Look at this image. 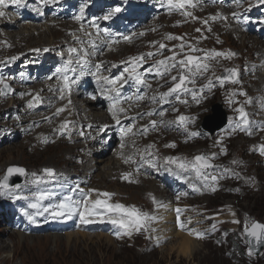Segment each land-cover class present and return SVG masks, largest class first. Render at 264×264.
Listing matches in <instances>:
<instances>
[{
  "label": "bare ground",
  "instance_id": "obj_1",
  "mask_svg": "<svg viewBox=\"0 0 264 264\" xmlns=\"http://www.w3.org/2000/svg\"><path fill=\"white\" fill-rule=\"evenodd\" d=\"M196 3H200L207 12H194L193 16L201 19L203 17L218 15L215 21L210 19L209 25H207V27L218 28L223 32L220 30L215 31V39H219V43H225L226 38L230 36L234 38L233 41L239 42V44L248 48V50L245 48L241 50L235 46L240 60L244 59L251 50H254L256 59H254L251 66L254 70L262 69L264 71V26L258 27L254 22L245 19L242 13H237L234 16V10L229 9V0H199ZM83 6L85 4L81 0H54L52 3H43L42 0H25L23 6H16L9 2L7 7L3 9L5 14L0 16V58L13 55L8 50L13 51L12 40L19 39L18 37L20 36H22L23 39L21 40L23 42L26 40L29 42L30 34L35 32L39 34V31L43 34L46 29H51L53 30L51 31L52 39H54L53 35H56L57 32H61L62 37L57 39L55 44H50L49 42L41 44L38 42L31 45L30 43V46L28 45L25 51L20 54L18 53L19 55L16 54L18 62L28 59L30 60L29 67L36 64L39 69L36 74H33L35 72L33 67H22L20 72L26 69L31 75L25 73L24 75L16 76V66L12 69L11 67L0 65V76H12L7 81L12 84L13 88L11 97H0V116L5 120H0V148L14 141L24 140L27 142V137H33V142L29 141L30 146H32V149L37 148L38 151H43L55 144L74 147L76 148L77 156H72V158L78 161L75 162L76 168L72 162V168L76 173L73 176L74 180L71 182V185L76 189L80 185H85L86 191L96 193L97 188L93 187V173H96L97 170L100 171L97 165L101 164L104 158H110L106 161L108 163L105 169L107 171L105 172V177L108 178L109 182H114L119 186L123 185L125 187L142 186L143 192L147 191L144 189H147L149 186V189H151L153 185L155 190L158 189L157 191L161 192L156 197L150 198V200L154 199L156 201L154 203L158 217L154 220H149V226L143 227L141 230L147 231L151 238L156 239V243H160L161 239L165 240L167 236L171 235L169 238L174 237L176 239L174 247L177 253L182 256H190L195 250L197 240L192 239L187 234L183 235L182 232L175 229V222L173 221L171 211L174 207L173 204L176 202L187 203V206L190 207L188 204L192 203L194 199L203 197L192 194V190L188 192L182 186L184 172L180 168L173 171L168 180L164 179L160 182V177L166 170L160 167L158 163L161 159L157 157L159 150L154 145L159 142L160 136L170 134L167 130L170 128L167 121L168 117L172 114L173 108L178 107L180 113H185L191 111L192 107L197 106L200 97L194 88V83L203 70L191 72L190 81L194 82L187 84L183 95L176 96L178 101H175L174 98L164 100L162 94L166 92V88L169 85L166 76L168 74L171 75L172 72H165L163 76L157 75L158 68L160 71H164L163 66L157 64V61L163 60V57L157 54L158 51L150 52L153 54V58L145 57L143 61L138 62L139 66L136 67L135 72L132 71V66L128 63L132 57L142 56L141 53L144 47L142 46L139 50L136 47L143 44L136 43L142 35L148 34V31L143 28L145 25L155 27L156 34H163L164 42L168 43L170 47H180L181 44L184 46L192 44L189 32L184 33L185 28L183 27L190 22L189 16L182 15L180 10H170L167 0L157 1L156 3L155 0H136V6L131 9L136 11L149 10L147 14L142 16L144 21L150 19L148 24L140 25L130 34H127L129 32V25L127 24L120 30L118 25L109 24L106 33L98 34L95 24L92 23L94 21H90L88 17H85L87 11ZM81 9H83V14L81 13ZM192 9L193 7H190L186 10L190 11ZM77 17H80V19L78 20ZM219 17H225L226 19ZM170 21L171 25H168ZM83 23H87V25L85 26ZM198 23H194L193 27L198 25ZM20 30L22 31L17 32ZM218 31H220V37H218ZM10 32L17 33L7 35ZM25 35L28 37H25ZM169 36L182 37V39L170 40L168 39ZM125 37H128V39L126 40ZM241 38H244V40ZM70 48H76L78 52L70 54ZM101 48H103L102 52H100ZM132 48L136 49L137 53H134ZM122 50H131L133 53L125 55L130 57L119 63L118 58L123 55ZM84 52L88 53L84 57L87 63L80 67L76 63V60L82 57ZM219 52L226 53L223 50ZM26 54L27 56H25ZM65 54L72 56V63L70 65L68 64V60L65 59ZM41 55L46 57L45 60H40ZM113 58H116V60H113ZM60 59L64 65L58 71ZM218 59L225 60L227 58L220 56ZM111 62L119 64L112 66ZM168 63L171 65V61H168ZM98 64L100 65L99 70L96 68ZM203 64H206L208 68L211 66L210 61H206ZM71 69H75V71ZM185 73L187 74L186 71ZM128 74H133V78L126 79L123 77L115 85L119 91V95L115 91H111L110 89L113 86L102 79V77L116 79L117 77H121V75ZM137 74L140 75L144 83H139L135 79ZM93 75H100V78L95 82L89 83V79L91 81L94 80L93 77L95 76ZM64 76L69 77V88L64 87ZM256 77L257 83L255 87L257 91L255 96L260 95L264 99V75L256 73ZM74 78L78 82L75 83ZM45 80H51L53 85L49 86L45 84ZM60 87H63L64 91H61ZM54 90L57 93V98L62 100L67 96V99H65L64 104H57L49 109L46 100L52 96ZM200 95L206 94L200 93ZM32 97H35L36 101L32 112L24 111L23 108L26 106V101ZM138 97H143V99H137ZM78 99L85 106L83 110L78 106ZM8 100H11V102ZM8 103L12 104L10 109L7 108ZM113 104L115 107H112L110 111V107ZM58 109L64 110L58 113ZM12 110H14L13 117L11 116ZM113 112L116 113V119L113 118ZM149 113L153 114L149 115ZM160 113H163V115ZM70 114L72 129L65 136L56 139L54 134L60 129V122L63 120L60 119V115L67 116ZM239 116V113L234 115V120H237L239 123L238 129L237 131L229 130V137L232 139L241 138L247 141L257 139L261 132L264 131V126L261 131L258 130L259 125H264V119L258 115L248 114V123L244 124ZM117 120H119V123H117ZM153 121H155V126L150 125V122ZM189 122L191 123V119ZM174 128L179 132L182 131L179 127L174 126ZM190 128H192V125ZM29 129L30 134L28 133ZM151 139H154V144L150 142L153 145V153H150L147 145H145ZM189 144L193 143H186L185 145ZM230 156L233 157L231 148ZM165 162H168V160H165ZM84 164L85 166H83ZM171 167L175 169L176 163L171 164ZM81 168H84V174L79 172ZM102 175L103 173L99 174V176ZM59 177L67 179L66 175ZM190 182H192L191 179ZM144 183H147V185L144 186ZM110 193L112 194L111 198L99 196V199L102 201L107 200V203L112 205L120 204L118 201L123 197L119 196L116 190H110ZM11 195H13L11 191L4 192L0 196V205H6L4 199ZM172 196L178 198L172 201L170 200ZM66 198L68 197H65V201ZM71 199L73 202L80 201L81 195H76L71 197ZM162 204H165V206L163 207ZM150 205L152 206V204ZM135 208L141 213L143 210H146L140 207ZM94 212L95 214L90 217L92 222L87 224L81 223L79 214L76 213L71 216L73 221L69 223H66L67 220L64 218L55 217L51 219V223L48 219H45L44 221L36 222V225L39 229L48 227L40 233L45 231L51 232L53 230L58 233L72 228L78 231L76 234H64L65 238L81 236L90 239L97 236L94 237L86 232L95 234L98 230L105 231L107 229L112 234L118 231L119 225L113 224L107 216L120 214L109 212L103 207L95 209ZM31 218V222L35 221V215ZM156 219L160 221V224L168 221L172 222L167 226H161V230L158 232H153L154 228L152 225L156 223ZM186 219V217L179 218L177 225L180 229L189 232L192 225L190 222H185ZM28 220L29 217L24 222L29 223L30 221ZM54 222H56L55 228L52 227ZM0 223L2 228H4L3 230L9 227L6 219L1 220L0 218ZM144 225H146V222ZM12 227L18 226L12 224ZM22 228L27 231H35V229L30 228L28 225H23ZM135 232V229H133V233ZM11 233L18 237L19 240H23V243L12 242L8 244L12 252L11 256H5L4 259L0 258V262H3V264L5 259L17 254L25 241L26 243H33L32 247H34L35 241L39 243L38 241L43 240L45 243V240L50 239V236L34 238L33 235L29 237L16 232ZM99 236L101 237V235ZM105 237L107 238V236ZM52 239H56V237ZM165 244H168L166 240L164 241ZM3 248H6L5 244H1L0 240V252Z\"/></svg>",
  "mask_w": 264,
  "mask_h": 264
},
{
  "label": "rangeland",
  "instance_id": "obj_2",
  "mask_svg": "<svg viewBox=\"0 0 264 264\" xmlns=\"http://www.w3.org/2000/svg\"><path fill=\"white\" fill-rule=\"evenodd\" d=\"M91 1L95 3L98 0ZM108 2L118 3L122 8H128L126 0H108ZM149 22L150 20L145 24ZM138 23L143 25L144 22L138 20ZM143 28L147 29L148 26L145 25ZM151 29L153 30L150 35H143L145 36L144 44L136 47L137 50L142 46L144 47L145 57L153 58V56H148V53L152 51H158L157 54L162 56L163 59L166 55L175 54L177 57L178 53L183 51L180 47H170L168 43L164 42L163 34H156L155 27ZM189 29H185L184 33H188ZM197 29L202 30V26H197ZM217 30L220 29L213 28L212 31L205 29L203 32H197L195 29L190 34V42L195 46L201 45L208 48L209 51L214 52L223 50L226 53H235L234 56L225 60H218L213 64L212 71L208 75L211 78L214 77L215 81L207 82L206 79L201 80L202 78L200 79V77L195 79L194 88L197 90L199 97H201L200 93L216 87L214 95L201 107L197 108L194 106L191 111L185 113H180L178 107L173 108L172 114L170 115L171 118L167 121L170 126L167 130L170 134L160 136L159 142L154 145L159 150L157 157L165 165L194 163V158L202 155L209 158V163L213 166L212 168L221 169L226 175L223 183L221 182L222 176L213 182L209 169H201L200 180L204 182L205 188L208 191L210 190L211 193L210 191L206 192L202 195L203 198L194 199L192 203L188 204L190 207L187 206V203L182 202H180L182 204L178 202L173 204L174 207L171 211L174 216L173 221H176L179 215V217H189V222L193 224L191 231H181L183 235L187 234L192 239L197 240L192 255L182 256L178 254L174 247L176 245V239L174 237L169 238L171 235L167 236L168 239L166 238L165 240L168 244L164 245L165 240L161 239L160 243H156V239L151 238L147 231L144 230L140 234H134L133 229H131L133 234L131 236L125 235V229L120 227L118 231L112 234L109 233L110 230H98L95 234L86 232L94 237L97 236L87 239L81 236L65 238L63 235L69 233L67 231L56 233L53 230L51 232L45 231L37 233L38 230L35 229V231H29L32 234L26 230L16 233H23L22 235L29 234L25 235L29 237L33 235L34 238L50 236V239L45 240V243L43 240L38 241L39 243L35 241L34 247H32L33 243H26L25 241L23 247L19 248L17 254L5 259L4 264H264V249L258 258L253 257L242 234L246 225L250 227L254 222H259L264 225V166L261 164L264 155H261L259 152L260 146L264 145V131L261 132L257 139L247 141L241 138L232 139L229 137V133L224 132L225 130L222 129L214 135H210L203 128L206 126L210 129L216 126L220 122V112L226 115L228 127L232 124L230 120H234V115L239 113L236 111L239 108H243L247 115H258L264 119V99L260 95L255 96L257 91L255 86L258 77H256V73L264 75V71L262 69L254 70L251 66L254 59H256L254 50H251L244 59L240 60L235 46L241 50L245 47L239 44V42L233 41L234 38L230 36L226 38L225 43H219V39L216 40L214 35V32ZM51 31L53 30L46 29L43 34L40 31L39 34L38 32L30 34L29 42L27 40L23 42L21 40L23 39L22 36L18 37L21 41L19 39L12 40L11 38L13 51L8 50V52H11L10 54L13 55L5 56L0 61H2V64H8L6 61H14L11 58L25 51L27 49L26 47L28 45L30 46V43L31 45L38 42L41 44L48 42L55 44V41L62 37V34L61 32H57L56 35H53L54 39H52ZM220 31H218V37H220ZM17 32H10L7 35H12ZM25 37L28 36L25 35ZM241 39L244 40V38ZM157 43H166L167 47L160 49ZM245 49L248 50V48ZM132 51L137 53L134 48H132ZM132 51L122 50L123 55L121 57L131 54ZM195 55L200 58L198 62L206 57L205 53ZM113 60H116V58H113ZM168 64L170 65V63ZM231 68L237 70L238 75L236 79L239 82L232 83L224 81V86H221L220 80L217 77H227V72ZM194 70V65L188 69L178 67V69L173 70L172 74H175L177 81L174 82L172 80V74H168L166 77L168 78L169 85L166 88V92H169V88L179 82V76L184 74L187 77L184 86L178 92L174 93L176 96L183 95L190 81L191 72ZM2 81L3 84L7 82L5 80ZM3 84H0V89ZM60 90L63 91V88L60 87ZM241 93H246V95H241ZM56 95L57 93L55 92ZM55 99H57V96ZM175 101H178L177 97H175ZM29 102H32L34 105L35 97L29 99L26 104L29 105ZM10 106L11 104L8 103L9 108ZM78 106L81 110L85 108L81 103H78ZM180 116H184L187 119L181 123L178 119ZM189 117H192L191 129L193 133H197L194 136L196 140L191 135ZM60 124V129L54 134L56 139L65 136L66 132L72 128L71 114L63 116ZM65 125L66 127H64ZM150 125H153V122H150ZM174 126L181 128L182 131L179 132ZM259 130L261 131V129ZM27 139V142L24 140L14 141L0 148V180L5 177L8 169L11 167L23 168L26 173L20 186L0 188V196L4 193L2 191L9 190L15 194L16 198L20 200L26 199L30 207L32 204H37L36 208L31 207V209L27 210L28 213L35 215V222L37 223L45 219H48L51 223V219L54 218L52 212H47L45 209L49 207L53 209L58 204V194L63 193L68 196L70 191L74 189L71 185L63 182L61 178L56 176L66 175L72 177L75 175L76 171L72 167L74 164L76 168L75 162L78 160H74L72 156H77V151L74 147L71 148L60 144H55L47 147L43 151H38L37 148L32 149V146H30L29 141L33 142V137H27ZM150 142L154 144V139L147 141L145 145H147L149 152L153 153V145ZM186 143L193 144L185 145ZM172 144L175 147H167V145ZM230 148L233 157L230 156ZM169 158H172L175 162H169ZM109 159L104 158L103 162L97 165L100 171L97 170L96 173H93V187L97 188L98 193H110V190H116V193L123 197L118 201L120 204L129 208L130 206H134L146 209L143 210L142 214L148 213V216L157 218L158 213L156 212L154 199L150 200V198L156 197L160 191L158 192V189L155 190L153 185L151 189H149V186L147 189H144L147 191L143 192L142 186L125 187L123 185L119 186L114 182H109L108 178L105 177V172H107L105 169L108 163L106 161ZM165 160H168V162H165ZM45 169L54 170V175L47 176L44 172ZM79 172L84 174V168H81ZM100 173H103V177L99 176ZM12 175V179L17 176L16 173ZM204 176H207L208 179H204ZM38 177L41 180L52 177L47 187V195H54L57 201L55 199H49L47 202V195L43 193L40 187H34L32 185ZM146 185L147 183L144 186ZM213 188L216 190L213 191ZM27 196H31L32 198L28 199ZM41 196L44 198L38 199ZM95 198H98V194H95ZM177 198L176 196H172L170 200ZM23 205L26 206L27 204L23 203ZM162 205L163 207L165 206V204ZM176 209L181 210L179 214ZM0 218L1 220L6 219L10 223L8 218L2 213H0ZM56 218L70 219L73 221L67 215ZM234 220L239 221V223H233ZM28 221L31 222L30 219ZM170 222L172 221L160 224V221L156 219V223L152 225L154 228L153 232H158L161 230V226H167ZM149 223V221H146L144 228L149 226ZM213 225H215V229H213ZM47 228L42 227L39 231L41 232ZM3 229L2 225H0L1 244H5L6 247L0 252L1 259H4L5 256H11L12 249L8 247V244L12 242L23 243V240L21 241L18 237L12 235L10 227H7L6 230ZM70 233L76 234L78 231H72ZM197 233L202 234L203 238H197ZM53 237H56V239H52ZM0 264H3V262H0Z\"/></svg>",
  "mask_w": 264,
  "mask_h": 264
},
{
  "label": "snow or ice",
  "instance_id": "obj_3",
  "mask_svg": "<svg viewBox=\"0 0 264 264\" xmlns=\"http://www.w3.org/2000/svg\"><path fill=\"white\" fill-rule=\"evenodd\" d=\"M12 3L16 6H23L25 3V0H0V16H3L5 13L3 11V9L5 7H7L8 3ZM43 3H52L54 2V0H42ZM196 2H199V0H196ZM196 2H194V0H167L169 9H176V10H180L181 14L184 16H190L191 13L188 12L186 9L190 8V7H195L196 6ZM120 9L116 8L115 12H119ZM81 13L83 14V9H81ZM114 13H109L108 16H105L104 19H109L111 17V15H113ZM234 16H236L235 13H233ZM218 18L217 16H212L210 19L212 21H215ZM222 19H226L225 17H219ZM77 19L79 20L80 17H77ZM193 19H196L195 17H193ZM204 24H208V20L203 21ZM197 32H200V29H196ZM208 31H211V28L209 27ZM125 39L127 40L128 37H125ZM168 39H182V37H173V36H169ZM159 47L161 49L165 48L166 45L164 44H160ZM191 47V46H189ZM180 48L183 49L184 45L181 44ZM45 51H47V49H45ZM82 51V50H81ZM191 51L195 52L197 51V49L195 48H191ZM78 50L76 48H70L69 49V53H77ZM88 55V53L84 52L82 57L77 58L76 63L77 64H86L87 60L84 59V57H86ZM152 53H148V56H152ZM235 53L232 52H228V53H222V52H212L209 53L208 56L210 57H220V56H224L225 58H230L231 56H234ZM207 58V57H206ZM12 60H15L16 57H12ZM145 59V57L142 56H138V57H132L131 60L128 62L131 64L132 66V71L135 72L136 67L139 66L138 62L143 61ZM199 57H195V56H186L184 59H181L179 61L176 60V55H172L171 57L166 58L165 60H160L157 61L158 65L163 66L164 71H160L159 68L157 69V75L163 76L165 72H169L170 69H176L177 65H179V67L181 69H188L190 66L194 65L195 69L197 72L199 71H207L208 66L206 64H201L199 63ZM168 61H172L173 63H171V65L169 66ZM72 63V59L70 57V59L68 60V64L70 65ZM97 70H99L100 65H96ZM72 71H75V69H71ZM60 71V70H58ZM230 75L226 78H221V77H217V79L220 80L221 86H223L224 83V79H230L232 83H238L239 81L236 79L238 73L236 69H230L229 70ZM83 74V73H81ZM102 79L105 80L106 83L112 85V89H110L111 91H115L117 93V95H119V91L118 89L115 87V85L118 83V81H120L121 79H123V77H117L116 79H109L108 77H102ZM135 79L139 82V83H144V81L141 79L140 75L137 74L135 76ZM172 80L175 82L177 81V77L176 76H172ZM187 80V77L184 74H181L179 76V82L175 83L173 87L169 88V92L167 94L164 95H171L172 93H176L178 92L185 84V81ZM63 81H64V87L65 88H69L70 84H69V77L68 76H64L63 77ZM74 82V81H73ZM189 82H194V81H189ZM0 84H3V81L0 80ZM210 86V85H209ZM5 90L7 91H11V89L9 88V86L7 84H4L3 89H0V95L5 94ZM29 95H31L29 93ZM241 95H246V93H241ZM137 99H143V97H138ZM184 102V101H182ZM33 104L32 102H29L28 107H32ZM115 107V105L113 104L110 107V111L111 108ZM64 109H58V113L62 112ZM237 112H239L240 116V120L244 123L247 124V113L244 112L243 108H239L236 109ZM153 113H149V115H152ZM161 115H163V113H160ZM113 118L116 119V113L113 112ZM179 121L181 123H183L187 118L184 116H180ZM117 123H119V120H117ZM153 126H155V121H153ZM66 127V125L64 126ZM130 130V129H129ZM191 135L195 136L197 135V133H192ZM151 147V146H150ZM167 147H175L174 144L172 145H167ZM223 151V149H222ZM259 152L261 155H264V145H261L259 148ZM169 162H175L172 158H169ZM180 168H186L188 167V165H185L183 163H181L179 165ZM191 167L197 172V175H200V170L202 168H209L211 167V164L209 163V158L202 156V155H198L194 158V163L191 164ZM8 172L11 174L13 172H17L20 174H24L25 170L22 168H9ZM45 174L47 176H53L54 175V170L52 169H45L44 170ZM127 178V177H125ZM7 179V178H6ZM6 179L4 182H0V188H6L8 185L6 183ZM204 179H208L207 176H204ZM211 180L213 182H215L217 180L216 176H212ZM216 189L213 188V191H215ZM99 196L102 197H107V198H111V193H99ZM44 197H38V199H43ZM155 202V201H154ZM91 205V206H90ZM31 207L36 208L37 204H32ZM103 207L104 209H106L109 212H114V213H118L120 214L119 216H117V218L112 219L111 222L113 224H118L120 228L125 229V235H132V231L131 229H135V231L139 232L143 227L146 221L149 220H154L155 217H150L148 216L146 213L142 214L137 208L135 207H125L122 204H109L107 203V200H100L97 199L94 202H90L87 199V196L85 197V199L83 201H76L73 202L71 197L66 198L65 202H62L58 205H56L53 210H52V216L55 217H59V216H65L67 215L69 218H71V216L73 214L78 213L79 217H80V221L81 223L87 224V223H91L92 220L90 219V217H92L95 212L94 210L97 208ZM48 209H45V211H47ZM177 213H180V209H176ZM27 215V213H25ZM29 219H32L31 217H29ZM177 221L179 222V215L177 216ZM233 223H239V221H233ZM181 227H183V225H181ZM213 229H215V225H213ZM245 232L248 236L250 237H254L256 239L257 242H264V225L259 224V223H253L251 225V228L249 229V227L246 225L245 226ZM197 238H203L202 234L197 233L196 234ZM251 254V253H250Z\"/></svg>",
  "mask_w": 264,
  "mask_h": 264
},
{
  "label": "water",
  "instance_id": "obj_4",
  "mask_svg": "<svg viewBox=\"0 0 264 264\" xmlns=\"http://www.w3.org/2000/svg\"><path fill=\"white\" fill-rule=\"evenodd\" d=\"M214 112H215V110H214ZM220 117H221L220 118V122L216 126H214L213 128L208 129L206 126H204L203 128L205 130L209 131L210 133H214L215 131L219 130L225 124V119H226L225 118V114H223L221 112H220ZM22 178H23V174H19L15 178V180H13V181H8L6 179V183H7L8 186H12V185H14L16 183L21 182ZM4 181H5V179L2 180L1 182H4ZM254 223H259V222H254ZM259 224H261V223H259ZM250 228H251V226L249 227V229ZM243 236H244V239H245V241H246V243L248 245V248H249L251 254L253 256H255V257H258L259 254L261 253L263 247H264V242H257L254 237L248 236L245 231H243Z\"/></svg>",
  "mask_w": 264,
  "mask_h": 264
}]
</instances>
